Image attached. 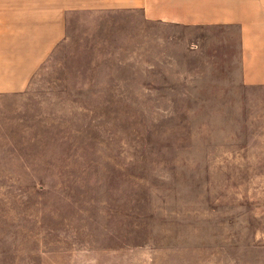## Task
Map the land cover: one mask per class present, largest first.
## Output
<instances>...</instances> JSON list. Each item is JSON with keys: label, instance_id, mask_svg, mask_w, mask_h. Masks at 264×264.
Wrapping results in <instances>:
<instances>
[{"label": "rangeland", "instance_id": "1", "mask_svg": "<svg viewBox=\"0 0 264 264\" xmlns=\"http://www.w3.org/2000/svg\"><path fill=\"white\" fill-rule=\"evenodd\" d=\"M0 264H264V85L239 29L68 13L0 91Z\"/></svg>", "mask_w": 264, "mask_h": 264}, {"label": "crops", "instance_id": "2", "mask_svg": "<svg viewBox=\"0 0 264 264\" xmlns=\"http://www.w3.org/2000/svg\"><path fill=\"white\" fill-rule=\"evenodd\" d=\"M140 10L148 21L239 29L241 79L264 85V0H0V91L22 90L62 41L68 13Z\"/></svg>", "mask_w": 264, "mask_h": 264}]
</instances>
